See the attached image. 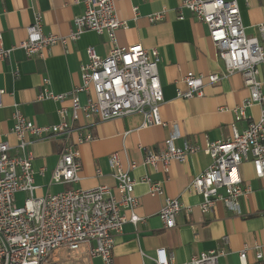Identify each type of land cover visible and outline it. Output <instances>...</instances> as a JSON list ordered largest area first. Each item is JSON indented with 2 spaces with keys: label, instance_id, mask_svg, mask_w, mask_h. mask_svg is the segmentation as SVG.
Wrapping results in <instances>:
<instances>
[{
  "label": "crops",
  "instance_id": "obj_1",
  "mask_svg": "<svg viewBox=\"0 0 264 264\" xmlns=\"http://www.w3.org/2000/svg\"><path fill=\"white\" fill-rule=\"evenodd\" d=\"M237 4L245 34L259 39L258 26L264 23V0H237ZM115 7L118 19L125 25L115 33L116 45L121 48L140 45L158 54V80L163 96L159 115L165 126L143 128V117L138 113L104 122L96 116L80 115L70 142L75 143L83 134L78 131L80 129H87L93 141L75 147L81 164L80 180L67 185L51 184L62 147L61 139L37 141L27 137L30 144L26 153L31 157L36 187L33 196L43 197L72 189L90 190L98 186H107L117 196L108 164L109 157L117 154L124 168L129 162L136 165L130 172L132 179L137 181L134 196L139 200L134 213L143 220L136 225L126 222L115 236L113 264H153L151 258L158 249H164L175 264H184L191 257L212 250L224 252L225 255L218 259L219 264H240L239 253L245 248V263L256 264L252 248L264 244V189L261 181L255 178L250 163L239 167L243 184L252 190L247 197L239 199L240 216L221 203H217L211 213H202L201 197L187 191L192 179L211 163L202 152L189 155L181 164L171 162L167 171L161 165L157 169L143 165L145 151L163 150L165 140L174 131L179 136L175 141L179 148L185 143L202 148L208 143L228 139L234 124L232 110L248 97L241 76L233 74L204 87L202 97L178 98L177 91H186L182 79L188 72L207 76L220 75L223 71L205 25L181 8V0H121ZM133 8L137 9V15ZM82 12L83 7L72 4L71 0H0L1 44L4 49H10L23 41L35 15L41 17L44 34L66 37L73 29V19ZM154 14L162 18L150 22L148 17ZM89 47L104 58L112 45L105 35L86 32L66 46H53L44 59L27 58L17 49L0 61V138L11 147L9 155H15L17 145L11 132L15 105L37 126L57 124V110L61 106L68 108L70 103L40 100L43 80L49 81L47 87L53 94L69 93L81 84L80 68L87 63L86 49ZM79 99L83 104L86 96L81 94ZM245 115L250 120L234 124L238 132L243 131L249 121L258 119L259 107L246 109ZM42 168L45 169L43 175ZM143 177L160 182L163 196H149L147 185L140 183ZM166 199L176 200L184 207L176 214L172 229L163 228L158 218ZM122 214L126 218L130 216L128 210H122ZM79 259L84 264H102L99 259L89 260L84 256Z\"/></svg>",
  "mask_w": 264,
  "mask_h": 264
},
{
  "label": "built area",
  "instance_id": "obj_2",
  "mask_svg": "<svg viewBox=\"0 0 264 264\" xmlns=\"http://www.w3.org/2000/svg\"><path fill=\"white\" fill-rule=\"evenodd\" d=\"M118 1L121 0H71L72 4L81 5L83 12L73 19V29L66 37L44 34L41 17L35 15L26 29V38L17 45L4 49L0 38V61L6 60L17 49L27 58L44 59L53 46H66L86 32L105 35L112 45L104 58L92 47L86 49L87 63L80 68L81 84L69 93L55 95L47 87L49 81L43 80L40 100L70 103L68 108L61 106L57 110V124L37 126L15 105L11 128L17 139L15 155H9L11 147L0 138V264H63L66 256L71 254L113 264L115 236L126 222L136 225L143 220L134 213L139 206V200L134 196L137 181L130 176L136 168L134 163L129 162L124 168L117 154L109 157L117 196L107 186H98L36 198L33 196L36 187L31 157L26 153L30 144L27 137L37 141L59 137L62 147L51 184L67 185L80 180L81 164L75 147L93 141L87 129H80L78 131L83 134L75 143L70 142L80 115L96 116L104 122L138 113L143 117V128L165 126L159 115L163 96L158 80V54L140 45L129 48L116 45L115 33L125 26L117 17L115 5ZM181 8L205 25L223 71L220 75L207 76L188 72L182 79L186 91H177V97L186 100L202 97L204 87L239 74L248 97L232 110L234 124L250 120L245 110L255 105L259 107V117L249 121L241 132L233 124L228 139L208 143L202 148L188 143L182 148L176 147L179 136L174 131L165 140L163 150L145 151L143 165L153 169L161 165L167 171L171 162L181 164L189 155L202 152L211 163L192 179L187 191L201 197L199 208L202 213H211L215 205L221 203L228 211L240 216L239 199L252 192L241 179L239 167L242 164H251L255 178L261 181L264 189V23L258 26L259 39L247 36L237 0H181ZM133 13L137 15L136 8ZM161 18L162 15L154 14L148 20L154 22ZM81 94L86 96L83 104L79 99ZM44 171L42 168L41 175ZM140 183L147 185L149 196H163L160 182L143 177ZM18 194L25 195L21 207L16 206ZM183 208L178 201L166 199L158 212L163 228H174L176 214ZM122 210H128L130 216L126 218ZM246 250L239 253L240 264H246ZM252 250L256 264H264V244H256ZM54 254L57 261L53 260ZM224 255L223 251L212 250L195 255L184 264H219V257ZM151 260L153 264H175L164 249L156 250Z\"/></svg>",
  "mask_w": 264,
  "mask_h": 264
},
{
  "label": "rangeland",
  "instance_id": "obj_3",
  "mask_svg": "<svg viewBox=\"0 0 264 264\" xmlns=\"http://www.w3.org/2000/svg\"><path fill=\"white\" fill-rule=\"evenodd\" d=\"M24 197H25L24 194H19L16 196V206L17 207H21L23 205ZM82 250L83 249H81V251ZM53 260L57 261V256L55 254L53 255ZM63 264H84V263H82V259H79V255L71 254L69 256H66V259H64ZM90 264H96V263L93 262Z\"/></svg>",
  "mask_w": 264,
  "mask_h": 264
}]
</instances>
